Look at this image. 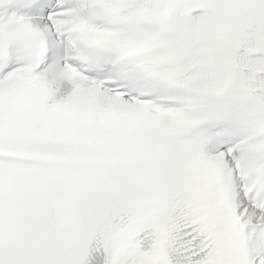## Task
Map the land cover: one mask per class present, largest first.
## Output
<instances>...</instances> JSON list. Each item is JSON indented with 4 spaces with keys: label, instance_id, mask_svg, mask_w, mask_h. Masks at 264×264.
Masks as SVG:
<instances>
[{
    "label": "snow or ice",
    "instance_id": "obj_1",
    "mask_svg": "<svg viewBox=\"0 0 264 264\" xmlns=\"http://www.w3.org/2000/svg\"><path fill=\"white\" fill-rule=\"evenodd\" d=\"M0 264H264V0H0Z\"/></svg>",
    "mask_w": 264,
    "mask_h": 264
}]
</instances>
